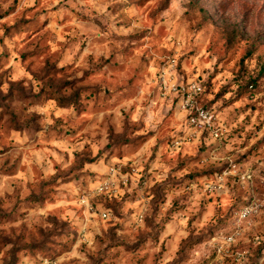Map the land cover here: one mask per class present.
I'll list each match as a JSON object with an SVG mask.
<instances>
[{"label": "rangeland", "instance_id": "374dc122", "mask_svg": "<svg viewBox=\"0 0 264 264\" xmlns=\"http://www.w3.org/2000/svg\"><path fill=\"white\" fill-rule=\"evenodd\" d=\"M163 79L201 83L221 141L169 149ZM236 257L264 264V0H0V264Z\"/></svg>", "mask_w": 264, "mask_h": 264}, {"label": "built area", "instance_id": "2783aa9c", "mask_svg": "<svg viewBox=\"0 0 264 264\" xmlns=\"http://www.w3.org/2000/svg\"><path fill=\"white\" fill-rule=\"evenodd\" d=\"M161 86L166 93L172 94L176 100L177 107L180 111L185 112L181 133L172 137L169 141V149L171 151L177 150L185 145H188L202 136H209L215 141H221L226 133L224 124L220 123L217 119L216 112L212 108L204 106L200 100L202 92V85L195 80H174L166 82L164 79L161 81ZM216 149H209L210 155H215ZM226 166L220 171L215 173L218 187L221 186L223 179L231 175L234 171L238 174L236 165L232 159H225ZM247 173L241 174V178L245 179ZM97 190L99 192L110 191V187L107 183H101ZM250 208L243 207L240 211V216L245 218L250 213ZM102 217L105 218L106 214L102 213ZM234 235H228L225 238V242L230 243L233 241ZM239 263V258L236 257Z\"/></svg>", "mask_w": 264, "mask_h": 264}, {"label": "trees", "instance_id": "16d2710c", "mask_svg": "<svg viewBox=\"0 0 264 264\" xmlns=\"http://www.w3.org/2000/svg\"><path fill=\"white\" fill-rule=\"evenodd\" d=\"M205 93V89H203L202 88V92H201V95H200V100H201V102H202V104L204 105V106H206V107H208V108H212V107H210L208 104V102H204L203 101V94Z\"/></svg>", "mask_w": 264, "mask_h": 264}]
</instances>
